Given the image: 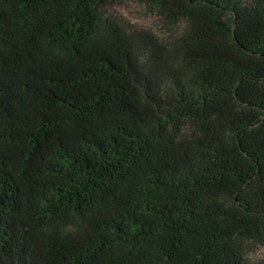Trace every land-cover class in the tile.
<instances>
[{"label": "trees", "instance_id": "1", "mask_svg": "<svg viewBox=\"0 0 264 264\" xmlns=\"http://www.w3.org/2000/svg\"><path fill=\"white\" fill-rule=\"evenodd\" d=\"M113 1L0 0V264H249L264 0H142L187 24L144 91Z\"/></svg>", "mask_w": 264, "mask_h": 264}, {"label": "rangeland", "instance_id": "2", "mask_svg": "<svg viewBox=\"0 0 264 264\" xmlns=\"http://www.w3.org/2000/svg\"><path fill=\"white\" fill-rule=\"evenodd\" d=\"M106 13L127 35L123 45L134 61L140 91L149 86L163 89L169 75L187 74L183 49L185 21H171L142 0H114ZM247 261L264 264V245H250Z\"/></svg>", "mask_w": 264, "mask_h": 264}]
</instances>
